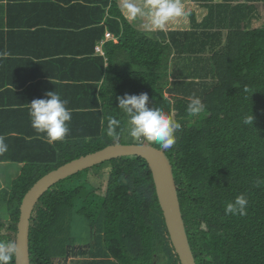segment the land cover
<instances>
[{"label": "trees", "instance_id": "1", "mask_svg": "<svg viewBox=\"0 0 264 264\" xmlns=\"http://www.w3.org/2000/svg\"><path fill=\"white\" fill-rule=\"evenodd\" d=\"M259 4L264 0L207 1L203 23L193 12L190 30L150 32L128 21L121 0H0V136L8 144L0 155V185L12 190L2 189L0 196L15 200L12 232L4 239L0 229V241L16 242L22 199L46 174L112 145L142 144L129 135V118L117 99L136 87L148 94L149 106L182 125L165 154L198 264H209L204 255H212L216 244L203 245L201 226L219 223L241 240L236 256L220 257L221 264H264V250L247 226L259 220L264 229V183L257 184L264 180V10ZM46 13L67 28L58 30L48 21L34 27V16ZM108 30L120 42L105 44L102 56L96 46ZM70 31L61 42L52 33ZM48 91L58 92L72 112L70 133L52 144L31 127L29 117V103ZM193 96L204 104L197 116L187 112ZM251 114L253 125L244 124ZM110 118L119 121L118 140L107 135ZM104 166L109 168L101 170ZM104 166L96 172L105 182L102 195L85 175L91 168L41 197L31 219V263L156 264L154 250L162 248L159 264H181L148 162L128 158ZM240 194L248 200L247 214H226V204ZM87 223L108 234L107 240L85 244L80 227Z\"/></svg>", "mask_w": 264, "mask_h": 264}, {"label": "clouds", "instance_id": "2", "mask_svg": "<svg viewBox=\"0 0 264 264\" xmlns=\"http://www.w3.org/2000/svg\"><path fill=\"white\" fill-rule=\"evenodd\" d=\"M207 1H209L211 4L214 3L215 5L222 3V0H206L204 2H201L200 0H143L142 3H140V0H121V9L124 12L128 21L132 22L137 28L141 30L150 31V32L157 30L186 31L192 28L191 15L193 12H198V15L201 17L199 19V23H203L204 19L207 17L209 13L208 9H202V6H205ZM204 13H205V17L203 16ZM51 19H55V18L52 17L51 14L49 13L44 14L38 19L33 18L34 27L39 26V23H42L44 21L50 22ZM51 26L54 25L51 24ZM56 28H60L58 30H61L67 27L60 25L57 26ZM52 33L57 42H61L62 37L70 38L72 36L71 31L69 33H63V32H52ZM109 41H114L116 43H119L120 37L117 36L114 32L108 30L107 34H105L104 39H102L97 44L96 53L105 56L104 45L107 44ZM117 99H118L119 108L127 115V118H129L128 119L129 135L133 138L143 137L145 139V141L141 142L142 144H135V145L151 146L148 143L156 144L159 146V148L153 145L151 147L160 150V152L164 153V155L166 156L165 150L171 149L176 143L177 137L175 133L177 132V130H180L182 128L181 123L174 120L169 114L164 112L161 108L149 106L148 94L146 92L141 93V89L139 88L128 87L127 92L126 91L123 92L121 97H118ZM67 104L68 101L66 99H62L61 95L56 91H48L46 93L45 98H37L29 103V117H30L31 127L35 129V131L38 133H45L46 142L49 144H52L56 141H63L65 137L70 133L69 123L72 119V112L67 107ZM203 110H204V104L202 103L199 97L193 96L192 98H190L189 103L187 105V112L189 115L197 116ZM253 121H254V117L251 114L245 117L244 124L253 125ZM118 125H119V121L117 119L110 118L109 125L107 128V135L109 137H112L114 140H118L119 138L116 130V126ZM7 151H8V144L5 141V137L0 136V155L6 153ZM105 164H109V163H105ZM105 164H102L100 166H104ZM53 172L55 171H51L48 174H46L44 177L38 180L36 184H38L45 177H47ZM261 183H264V180L258 179L257 184L259 185ZM34 186L31 189H33ZM8 187H9L8 185L2 186L0 187V190L7 189ZM29 191L27 192V194L29 193ZM156 194H157V190H156ZM26 195L22 199V203H21V216H22V207ZM247 205H248L247 198L243 194H240L235 198L233 202H228L226 204L225 213L231 215L244 216L247 214ZM181 210H182V206H181ZM33 215H35L34 212ZM19 218L21 220V217ZM19 218H16V220H18ZM183 219H184V215H183ZM2 222L8 223V226H11L12 223L14 222L12 213H10L9 221L4 222L0 220V224ZM184 224H185L184 226L185 232L187 233V237H188L189 246L194 255L190 243V237L187 231V225L185 219H184ZM31 226L32 224L30 225V229ZM247 226L249 229V233L259 239V246L261 249L264 250V229L262 227L261 222L259 220H256L254 223L250 222V224H247ZM201 227L206 231L203 238V245L207 246V244L210 242H216L215 249L212 251V255L210 256L204 255V259L207 260L209 264L210 263L221 264L222 262H224V259H220V257L226 258V256H228L230 253H232L231 254L232 258L236 256V252L239 250L238 246L241 244V240L234 239L231 232H228V228L225 225L219 223V224L210 225V227H208L207 225H202ZM18 228H19V224H18ZM80 228L88 229L86 231L88 232V234L90 233V235L88 236L89 239L85 240V244L95 245L101 242H105V240H107L108 238V234L97 233L96 230L93 227H91L89 223H87L85 227L81 226ZM167 229H168V225H167ZM168 233L170 235L169 230ZM171 243H172V239H171ZM211 247L212 246L209 245V249H211ZM163 250L164 249L162 248L154 250L153 258L156 260V264L160 262L163 257ZM16 251H17V244L15 242L0 241V264H11L16 254ZM248 252L258 253L256 250L253 249H248ZM195 261H197V258H195Z\"/></svg>", "mask_w": 264, "mask_h": 264}, {"label": "water", "instance_id": "3", "mask_svg": "<svg viewBox=\"0 0 264 264\" xmlns=\"http://www.w3.org/2000/svg\"><path fill=\"white\" fill-rule=\"evenodd\" d=\"M126 158H140L148 162L172 243L179 255L181 264H198L190 249L187 233L185 232V224L172 166L164 153L154 147L146 145L109 146L101 150V152L89 155L86 158H82L79 161L61 168L59 171L51 173L36 184L24 199L18 239H16V264H31L29 246L31 217L41 197L53 185L76 174L86 172L91 168Z\"/></svg>", "mask_w": 264, "mask_h": 264}, {"label": "rangeland", "instance_id": "4", "mask_svg": "<svg viewBox=\"0 0 264 264\" xmlns=\"http://www.w3.org/2000/svg\"><path fill=\"white\" fill-rule=\"evenodd\" d=\"M259 7L261 10H264V6L259 4ZM136 141H139V142H142V141H145V139L143 137H140V138H136ZM159 147V146H158ZM102 167V166H100ZM99 168V167H97ZM97 168H94L90 171H88L87 173H85V175L88 176V182L94 186V189H96V192H101V195L104 194V191H105V182H103V180L101 179L100 176H98V174L96 172H98L99 170H97ZM109 168L108 166H104L102 169H107ZM21 174V171L19 170L18 172H14V180H16V178L19 177V175ZM104 175H107V174H103L102 176ZM1 177H2V168H0V181H1ZM70 179V178H69ZM80 179H83V177H80ZM66 182L64 184H68V180H65ZM8 185V184H7ZM0 187H2V185H0ZM13 187V185H12ZM87 189H90V187L87 185ZM8 192H12L11 188H8L7 189ZM4 195H1L0 198H1V206L4 207L6 206V208H2L0 209V220L6 222V221H9L10 220V211L11 209L13 208V203L15 202L14 199H12L11 201V198L8 199V198H5L3 197ZM92 198V195L91 197ZM93 199V198H92ZM18 200H21L20 198ZM8 223H1L0 224V229L2 230V236L4 237V239H7L5 237V234H9L10 232H12L9 228H8ZM88 229H84L85 231V240L89 239L88 236L90 235V233L88 234V232L86 231ZM10 241H13L15 242L14 238H12ZM16 243V242H15ZM69 260H65V261H62L61 264H69Z\"/></svg>", "mask_w": 264, "mask_h": 264}, {"label": "crops", "instance_id": "5", "mask_svg": "<svg viewBox=\"0 0 264 264\" xmlns=\"http://www.w3.org/2000/svg\"><path fill=\"white\" fill-rule=\"evenodd\" d=\"M52 16V15H51ZM40 16L38 15V16H34V19H38ZM53 17V16H52ZM62 22V20H60L59 18H55V19H51L50 20V23L52 24V25H54V26H60L61 23Z\"/></svg>", "mask_w": 264, "mask_h": 264}, {"label": "bare ground", "instance_id": "6", "mask_svg": "<svg viewBox=\"0 0 264 264\" xmlns=\"http://www.w3.org/2000/svg\"><path fill=\"white\" fill-rule=\"evenodd\" d=\"M81 174V173H80Z\"/></svg>", "mask_w": 264, "mask_h": 264}]
</instances>
